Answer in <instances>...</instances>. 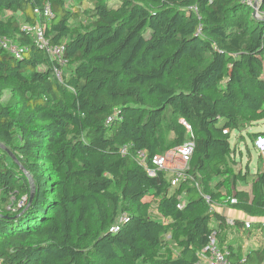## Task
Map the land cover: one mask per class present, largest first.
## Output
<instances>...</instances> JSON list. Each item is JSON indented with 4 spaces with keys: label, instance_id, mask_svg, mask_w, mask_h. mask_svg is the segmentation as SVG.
I'll list each match as a JSON object with an SVG mask.
<instances>
[{
    "label": "trees",
    "instance_id": "16d2710c",
    "mask_svg": "<svg viewBox=\"0 0 264 264\" xmlns=\"http://www.w3.org/2000/svg\"><path fill=\"white\" fill-rule=\"evenodd\" d=\"M85 1L0 0V36L29 47L0 48V142L18 161L0 147V264H194L227 227L219 206L264 218V166L234 169L230 142L264 120V0L256 15L246 0ZM46 2L63 82L23 28ZM190 139L185 180L148 172ZM228 250L264 262V245Z\"/></svg>",
    "mask_w": 264,
    "mask_h": 264
},
{
    "label": "built area",
    "instance_id": "2783aa9c",
    "mask_svg": "<svg viewBox=\"0 0 264 264\" xmlns=\"http://www.w3.org/2000/svg\"><path fill=\"white\" fill-rule=\"evenodd\" d=\"M69 3L75 0H68ZM248 4L252 7L254 5H260L261 0H246ZM34 12L43 19L42 22L34 25L25 24L24 29L29 31L33 35V40L35 45L48 54L53 61V73L55 77L63 82L64 70L68 64V59L66 57V45L65 43H54L52 38L47 34V29L50 21L54 17L53 10L49 2L42 7H36ZM0 48L14 55L16 58L21 59L24 53L29 49L27 46H21L14 42L7 36H0ZM111 118H108L110 121ZM190 129V127H188ZM254 148L259 152L264 154V135L258 136L253 142ZM128 145H124L121 152L126 154L128 151ZM194 152V141L188 140L184 144L176 147L175 149L165 153L156 154L152 157L153 168H148V172L154 175L156 170H171L174 174L171 183L172 185H177L180 181L187 178V170L189 169V163ZM139 162L147 166V152L145 150L137 151ZM209 201V197H205ZM26 200V199H25ZM231 202H236V198L230 199ZM179 207L182 206L180 203ZM227 224L229 226H234L236 224L235 219H227ZM261 228L264 230V221L260 223ZM252 227V222L246 221L245 228L249 229ZM119 227L117 226L116 229ZM194 264H249L246 258L243 257L240 260L234 262L230 258V253L228 248L222 246L219 241L218 232L214 230L208 238L207 245L199 252L198 259ZM264 264V262L262 263Z\"/></svg>",
    "mask_w": 264,
    "mask_h": 264
},
{
    "label": "rangeland",
    "instance_id": "374dc122",
    "mask_svg": "<svg viewBox=\"0 0 264 264\" xmlns=\"http://www.w3.org/2000/svg\"><path fill=\"white\" fill-rule=\"evenodd\" d=\"M111 4L116 3V0H110ZM88 3V0L84 2V6H86ZM10 97V91L6 90L4 92V96L2 98V101L5 102ZM248 131L250 133L253 132H259L264 131V120L257 122L256 124L252 125L248 129H245L243 131L234 130L231 132L230 142L232 147H236V154H235V160H237L236 164L234 165V169L244 171L248 167L252 172H255L258 167L261 165L264 166V154L260 157L258 151L253 147V142L251 136L248 134ZM242 134V135H241ZM4 150V149H3ZM239 188L249 189V186H242L239 184ZM221 210L222 208L219 206ZM156 215V214H155ZM212 226L217 225L216 221H212ZM263 233L264 231H260ZM234 242L238 245H233V248L238 249V252L240 257H243L245 254V251L247 248L252 247L254 245V242H247L245 241V237L248 236L250 238L252 236V231L248 232V229L243 231H236L234 230L232 232ZM166 239L169 240V249H175L176 246L174 244V241L171 240V234L168 233L166 235ZM241 244V245H240ZM247 246V247H246Z\"/></svg>",
    "mask_w": 264,
    "mask_h": 264
},
{
    "label": "crops",
    "instance_id": "0c3cea01",
    "mask_svg": "<svg viewBox=\"0 0 264 264\" xmlns=\"http://www.w3.org/2000/svg\"><path fill=\"white\" fill-rule=\"evenodd\" d=\"M241 189V188H240ZM221 213H223L226 216V221L227 219H240L243 220L244 222L246 221H250L252 222V228L248 229V232L252 231V236L250 238H248V236L245 237V241L247 242H254V245L252 247H249L246 249L245 251V255L251 250V249H255V248H259L261 246L264 245V232L261 233V229H259L258 227H256V225L254 224V221L256 220V218L258 217H249L247 216L246 213H243L241 211H237L228 207H223L220 210ZM259 222L260 221H264V218H258ZM217 224V222H216ZM260 225V224H259ZM213 227H217V225H213ZM236 230V231H243V233L245 232L246 228H237L235 225L234 226H229L227 224V227L221 231L220 235H219V241L220 244L226 248H228V245H236L238 246L233 239V235L232 232ZM264 231V230H263ZM241 245V244H240ZM247 247V246H246ZM235 252H238V249L234 248Z\"/></svg>",
    "mask_w": 264,
    "mask_h": 264
},
{
    "label": "water",
    "instance_id": "95a60500",
    "mask_svg": "<svg viewBox=\"0 0 264 264\" xmlns=\"http://www.w3.org/2000/svg\"><path fill=\"white\" fill-rule=\"evenodd\" d=\"M263 3V0H261V3H260V5H254V11H253V14L254 15H256L257 13H258V10L260 9V6H261V4ZM0 147L2 148V149H4L16 162H18L17 160H16V158H15V156L13 155V153L12 152H10V150L8 149V148H6V146L2 143V142H0Z\"/></svg>",
    "mask_w": 264,
    "mask_h": 264
}]
</instances>
